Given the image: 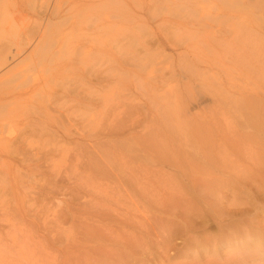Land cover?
<instances>
[{"label": "rangeland", "instance_id": "1", "mask_svg": "<svg viewBox=\"0 0 264 264\" xmlns=\"http://www.w3.org/2000/svg\"><path fill=\"white\" fill-rule=\"evenodd\" d=\"M34 2L35 0H0V19L3 22L27 23L35 16L29 10H24L26 15H20L18 8H28ZM143 2L145 9L136 7V17L130 20L137 26L138 36L141 35L140 29L146 25L151 29L159 25L155 29L160 31L159 34L164 32L171 35L172 29L164 27L163 23L160 26V15H155L163 11L155 13L154 7L148 11L146 4L149 3L150 6L152 3L150 0ZM212 2L216 1L204 2L205 11L215 12ZM171 6L174 10L173 5ZM165 13L166 11L162 14ZM78 24L79 21L75 25L72 39L84 34L92 37V28L87 29L88 21L80 20L84 30L79 29ZM261 24L259 31L264 36V18ZM161 35L163 37L165 34ZM125 36L123 32L122 37ZM182 37L185 38L184 34ZM7 38L8 34H0L1 40L6 41ZM172 40L178 42L179 38ZM155 41L156 38L153 40L154 44H150L152 53L156 50ZM185 41L187 39L181 40ZM107 43L103 46L105 48L107 45L106 53L109 48ZM34 44L31 43L19 57L25 58L18 64L19 69L29 70L33 67L27 56ZM164 44L163 50L157 46L158 55L154 56V61L151 59V62L158 63L155 65L157 70L150 72L149 76L145 69L150 67H135V73H126L129 67L123 64L122 70L128 68L123 70L125 73L121 70L118 81H109L102 89V109L107 114L105 112L102 116L100 125L81 130V123H85L83 116L87 115L85 119H92L94 113H88V116L83 110L73 108L71 121L68 120L72 126L69 127L71 142H66V157L57 152L54 153L57 161L54 158L51 164L50 160L45 162L42 159L37 162V166L11 157L5 160L6 164L2 165L5 173L0 170L1 176L5 178L0 188V264H97L104 258H108L110 264H214V259L215 264H228L230 261V264H240L241 257L255 256V252L264 257V239L248 236L232 243L233 245L225 240L216 243L215 238L222 233L217 227L218 219L203 216L199 210L187 214L183 209L185 202L179 201V195L191 198V195L199 194L194 186L199 173L194 168L191 170V166L201 161V154L197 152L200 149L194 151V140L191 137L185 139L187 141L179 139L180 136L172 139L169 130L162 124L165 123L162 118L165 106L174 104L178 107L177 115L185 120V124H190L189 130L193 131L197 127L203 132L207 131L212 148L222 152L219 161H234L254 168L257 159L254 155L250 156L248 150L264 148V127L261 130L259 127L255 129L254 124L249 121L253 114L248 111L252 117L248 116L245 109H239L231 100L250 98L259 103L260 113L264 114V74L242 68L230 58L227 59L226 52L222 49L217 51L219 55L216 56L213 52L197 50V46H193L194 53L192 49L188 53L183 52L184 48L181 49L179 45L167 44L166 40ZM188 44L191 45L192 41ZM127 50L129 49H125L124 53ZM184 53L192 58L197 73L189 70L188 66L183 68L181 60ZM18 60L9 66H13ZM161 67L164 69L160 70ZM85 68H89V65ZM105 73L112 75L108 69ZM212 77L216 79L215 86H211ZM75 78L71 83H75ZM115 105H119V108L113 113L110 110ZM23 106L17 104L6 110L5 116L8 119L5 117V120L12 122L9 123L15 126L16 132L19 128L22 129L20 124L25 127L30 122L47 120L38 111L29 112L32 109ZM242 111L247 113L246 116ZM4 112H0V115ZM130 114L134 118H130ZM245 117H249V120ZM132 119L134 123L130 121ZM66 122L65 118L63 121L57 117L53 119L58 133L62 132L61 128ZM13 126L10 127L15 133ZM17 126L19 130L16 129ZM192 126L194 127L191 129ZM260 131L261 133H257ZM152 132L159 141L169 144V152L165 153L160 148L157 150L144 144V139L137 138L140 135L143 138L147 136L148 140V133ZM46 138H50L46 147L53 149V143L57 141L53 139V142L49 136ZM58 138L60 139L59 136ZM58 143L65 146L62 144L64 141ZM131 146L134 151L129 152L132 150ZM124 147L128 150L123 149ZM238 149L241 151L238 152ZM198 153L200 155L193 157ZM164 155L171 159L167 160ZM259 161L263 165L260 159ZM184 169L188 171L185 172ZM231 174L235 175V172ZM231 191L232 189H227V192ZM171 195L175 198H171ZM260 196L264 200V194ZM192 202L193 205L201 203L208 207L203 199L200 201L193 198ZM224 204L234 212L236 207H246L229 205L228 200ZM170 219L174 223L167 228L169 225L166 227V224ZM232 222L240 224L236 220ZM251 225L249 226L253 227ZM167 232L170 233L167 235ZM252 232L255 233V230ZM211 235L214 238L209 240ZM253 245L255 249H252ZM233 250L238 254H234ZM233 257L240 261L233 260ZM221 260H225V263Z\"/></svg>", "mask_w": 264, "mask_h": 264}, {"label": "bare ground", "instance_id": "2", "mask_svg": "<svg viewBox=\"0 0 264 264\" xmlns=\"http://www.w3.org/2000/svg\"><path fill=\"white\" fill-rule=\"evenodd\" d=\"M206 1L210 0H150L152 4L150 6H148L149 3L146 4V7L149 8L148 11L151 7H154L153 11L155 13L156 11H166L165 14H162V12L155 15H160V26L163 23L164 27L172 29V36L164 32L159 34V30H155L159 25L154 29H151L149 25L142 27L140 29L141 35L138 36L136 33L137 26H134L130 20L136 17V7L141 10L145 9L143 0H35L33 4L28 5V8H18V11L21 12L20 15H26L24 10L31 11L35 16L31 21L20 24L19 22H3L0 19V34L4 32V34L9 35L6 41L0 39V112L5 111L3 115H0V170L4 172L3 166L6 164L5 160L7 161L8 157H11V159L16 158L20 161L26 160L29 161V164L34 163V166H37V162L42 159L45 162L51 161L50 163L52 164L55 158L54 153L61 152L62 154L60 155L65 156L66 152H68V143L66 142L70 141L71 130L69 127L72 124L69 121H71L70 115L73 108L83 110L87 114L94 113V118L92 119H88L89 117L85 119L87 115L83 116L85 123H81L79 127L81 130L86 127L91 128L100 125V120L106 112L102 109V89L109 81H118L121 72L128 69L124 68L122 70L123 64L129 67L126 73H135V67H150L146 68L148 70L145 69L149 76L150 72L157 70L155 65L158 63L151 61H154V56L158 55V51L156 53L157 46L161 47L162 50L164 49V40H166L167 44L179 45L181 49L184 48L183 52L188 53H190V49L194 53L193 46H197L199 51L213 52L216 56L219 55L217 51L222 49L223 52H226L227 59L230 58L232 62H236L242 68L249 69L257 74H264V36L259 31L262 28L261 21L264 18V0H215L216 2H212L211 5L214 7L215 12L213 13L212 11L204 10L203 4ZM171 5L175 8L174 10ZM80 20L89 22L87 29L92 28V37H87L84 34L82 37L72 39L74 28L78 21L79 29H85L84 26L80 25ZM124 22L128 24L125 25ZM123 32H125V37H122ZM120 33L121 37H119ZM161 34L165 35L161 37ZM182 34H184L185 38L182 37ZM154 37L156 38V50L154 49L155 52L152 53L150 44H154ZM175 37L179 38L178 42L172 40ZM183 39H187V41L181 42ZM122 41L126 42L123 43ZM189 41H192L191 45L188 44ZM105 42H108L107 44L110 48H108L107 53V45L103 48ZM31 43L35 44L27 58L31 59L33 67L29 70L19 69L18 64L25 60V58L19 57L28 49ZM127 48L129 50L124 53ZM140 54H145V56ZM182 57V60L180 57L179 60L183 61V68L188 66L189 70L197 73L192 58H189L190 55L184 53ZM17 59L19 60L13 66H9ZM141 60L143 61L141 62ZM86 65H89V68H85ZM107 69L111 70L112 75L105 73ZM163 69L162 67L160 68V70ZM74 77H76V80L73 84L71 80ZM149 79L151 78L149 77ZM211 80L213 81L211 86H215L216 83L214 81L216 79L212 77ZM231 101L239 109H245L248 116H251L248 111L253 114V117L251 116L252 119L250 118L251 120L248 119L249 117L245 118L254 124L253 127L255 129L259 127L258 129L261 130L264 127L261 126L264 125V114L260 113L261 107L257 101L254 102L250 98H232ZM17 104L24 105L23 107L25 108L29 106L32 109L29 112L35 113L34 111H38L39 115L42 114L47 120L30 122L25 127L20 124L19 126L22 129L17 126L16 129L19 128L20 130L18 129L19 131L16 132L15 126L10 125L12 122L5 120L6 118L8 119L5 114L6 110ZM118 106H112L111 110L108 109V111L115 113L117 108H119ZM5 107L7 108L4 109ZM165 107V111L162 114L165 123L162 124L169 130L172 139H175V136H180L179 139H184V141H187L185 139L190 137L191 139L193 138V145L198 147H193V149L194 151L200 149L197 152L201 154V161L191 166V170L194 168L199 173L194 183L199 194H193L191 198L179 195L181 196L179 201L185 202L183 209L187 211V214H193L199 210L198 212L203 216L218 219L217 227L222 233L220 237L217 235L215 238L217 240L216 243L223 240L231 244L237 243L248 236L257 237L260 240L264 239V200L260 196V194H264V148L248 150L250 156H256L257 163H255L254 168L241 163L239 165L234 161L221 162L219 161V156L222 152L212 148L211 139L206 130V132H203L194 126L191 127V129L194 127L193 131L189 130L190 124H185V120L177 115L179 113L176 109L178 108L177 106L167 104ZM130 108H133V104ZM239 109L236 110L238 111ZM133 112L136 111L134 110ZM241 113L245 114L243 111ZM9 114L7 115L10 117ZM56 117L62 121L65 118L67 121L62 126V132L60 133H58V128L56 129L55 124H53V119ZM121 120L123 122L126 121L124 119ZM130 121L133 122V119ZM10 126H13L15 133L12 132L13 129ZM79 128L77 127V129ZM257 133H261V131ZM148 134V140H146L147 136L143 138L140 135L137 138L144 139V144H149V146H153L157 150L160 148L165 153L169 152V144L159 141L154 132ZM73 135L71 134V136ZM48 136L52 140L57 141L56 143L53 140V149L46 147L50 141V138H46ZM257 136L260 137V135ZM58 141H64L66 144H62L65 146L60 145ZM127 144L129 145L130 143ZM128 145H126L127 148ZM127 148L125 150H128ZM131 149L129 152L134 151V147L131 146ZM239 151L241 149H238ZM200 154H195L193 157L196 158ZM170 156L172 158V155ZM168 157L165 156L167 160H170L171 158ZM105 158L107 160L106 156ZM255 169L257 171H254ZM184 170L185 172L188 171V169ZM232 172H235V175H232ZM4 181V176L0 174V188H2L1 183ZM228 188L232 189V191L227 192ZM170 197L175 198L172 195ZM193 198L200 201L203 199V203L208 207L201 203L193 205ZM227 200L230 202L229 205H242L241 207L245 205L246 207H236L235 212L234 210L231 211L224 204ZM234 220L240 222V224L233 223L232 221ZM173 223L174 221L170 219L166 227L169 225L167 228H170ZM251 224H253V227H251ZM222 226L224 229H222ZM254 230L255 233L252 232ZM168 233L170 232H167V235ZM213 238L214 236L211 235L208 239ZM254 254L255 256H243V259L241 257L242 261L239 260L240 264H264V257H261L259 252ZM231 255L226 254L229 257ZM234 257L233 260L236 259ZM119 260L124 262L123 259ZM221 261L225 263V260ZM213 263L215 264V259ZM97 264L110 263L108 258H104Z\"/></svg>", "mask_w": 264, "mask_h": 264}]
</instances>
